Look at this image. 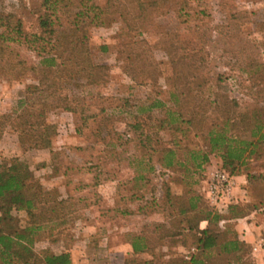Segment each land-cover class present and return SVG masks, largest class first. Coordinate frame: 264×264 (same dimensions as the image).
<instances>
[{"label": "rangeland", "instance_id": "1", "mask_svg": "<svg viewBox=\"0 0 264 264\" xmlns=\"http://www.w3.org/2000/svg\"><path fill=\"white\" fill-rule=\"evenodd\" d=\"M41 4L0 0V13L19 18L26 32H38L45 12ZM61 5L52 15L55 37L86 39L89 67H77L65 51L67 66L50 71L38 66L13 80L0 79V164L17 157L42 190L74 203L70 213L34 223L39 229L31 249L40 257L68 253L71 264L132 259L184 264L195 253L194 237L182 231L187 223L178 211L191 193L201 196L199 207L219 210L206 191L212 173L222 170L218 154L211 153L194 172L187 151L204 149L209 124L223 125L228 111L237 120L240 113L258 110L264 130V0H69ZM99 11L101 24L91 22ZM26 57L37 62L32 52ZM38 111H43L39 117ZM171 114L178 116L175 122ZM24 118L27 124L20 125ZM188 118L192 124L179 122ZM29 124L55 125L49 148L26 146L27 136L19 141L18 128ZM226 134L251 139L240 120ZM166 148L184 165L161 170L157 160ZM260 152L259 158L245 160L246 170L239 174L254 177L244 183L243 211L255 205L264 213ZM38 205L35 214L42 202ZM227 206L219 211L225 213ZM11 214L20 227L32 224L23 210ZM135 236L145 238L149 252L132 253ZM252 246L243 250L249 264H254L249 252L264 256Z\"/></svg>", "mask_w": 264, "mask_h": 264}, {"label": "trees", "instance_id": "2", "mask_svg": "<svg viewBox=\"0 0 264 264\" xmlns=\"http://www.w3.org/2000/svg\"><path fill=\"white\" fill-rule=\"evenodd\" d=\"M66 1L69 0H42L41 5L45 7V12L38 20L39 31L33 33L24 31L21 20L15 18L13 14L0 13L1 80H13L28 72H35L38 70V66L44 67L48 71L67 66L65 59H62V54L65 51L71 54L70 59L77 67L81 66L82 70L89 67L86 56V39H74L72 35L62 39L55 37L56 20H53L52 15L57 11V6L62 7L60 4L66 3ZM140 6L143 7L145 4H140ZM88 10H79L74 15L77 17L86 14ZM100 14V11L94 13L91 22L97 21L96 23L101 24V21L98 22ZM76 26L77 24L73 23V27L77 28ZM26 52H32L37 62L28 60ZM58 60L61 61L58 62ZM25 103L24 99L19 101L21 105ZM232 105L235 106L236 103L232 102ZM41 106L44 107L45 103ZM62 108L69 112L73 111L69 104H64ZM42 112L38 111L37 116L39 117ZM256 112L258 110H254L252 114L240 113L237 119L242 121L243 125L248 126L251 139L226 134L230 124L232 125L234 121L237 122L229 116V111L224 118L223 125L217 126L216 123L211 122L203 135L205 148L198 150L189 148L187 151L188 161L191 162L194 172L199 171L203 164L208 162L211 153L218 154L222 170L231 176L239 175L246 170L245 160L250 156L255 155L259 158L262 154L260 151L264 150V130ZM177 117L171 114L169 119L175 122ZM26 122L27 119L24 118L20 125L27 124ZM179 122L190 125L192 119H181ZM28 127L34 131L38 130V133H31L29 128L25 127L18 128L19 130L16 128L21 143L25 142L22 136H27L29 142L26 146L28 147L38 149L50 147L51 138L56 135L54 124H44L36 128H32V124H29ZM161 151V157L157 160L161 170H171L176 166L184 165L185 162H179L176 158L174 149L166 148ZM252 178H254L252 175L245 174L246 186ZM246 186L244 187L245 192ZM245 192L243 193L244 199ZM71 201L70 197L52 198L49 191L42 190L41 185L34 179L29 166L17 157L10 159L6 164H0V264H71L68 253L45 254L40 257L36 256L31 249L33 235L39 229L34 226V223L39 219H56L70 213L74 210V203ZM200 201L199 194L191 193L187 199V206H181L178 211V214H184L187 223L182 231H186L194 237L195 253H192L184 264H249L243 256L246 245L239 240L231 223H227L225 220L239 217L250 210L257 209V206L254 205L247 211H243L240 202L229 203L226 212L223 213L214 208L199 207ZM39 202H42L39 207L40 212L35 214L34 209L38 208ZM19 210H23L29 216L32 223L30 226H19L17 218L11 214L12 211ZM201 221L207 223L203 229L199 228ZM221 223H225L223 228H221ZM130 246L133 254L150 250L142 236L133 237ZM123 264H153V261L132 259Z\"/></svg>", "mask_w": 264, "mask_h": 264}, {"label": "crops", "instance_id": "3", "mask_svg": "<svg viewBox=\"0 0 264 264\" xmlns=\"http://www.w3.org/2000/svg\"><path fill=\"white\" fill-rule=\"evenodd\" d=\"M234 178V187L232 189L231 197L228 203H243V193L245 178L242 175H236ZM246 198V197H245ZM228 205V204H227ZM227 223H231L233 231L236 233L239 240H241L248 250L257 241L258 237L264 234V213L259 210H250L239 217H233L229 220H225ZM207 225L206 221L199 223V228L203 229ZM251 259L254 264H264V256L260 253H250Z\"/></svg>", "mask_w": 264, "mask_h": 264}, {"label": "built area", "instance_id": "4", "mask_svg": "<svg viewBox=\"0 0 264 264\" xmlns=\"http://www.w3.org/2000/svg\"><path fill=\"white\" fill-rule=\"evenodd\" d=\"M234 187L233 178L222 170H216L212 173L207 186V198L209 202L219 210L225 209L230 200L232 189ZM252 250L264 254V235L260 236Z\"/></svg>", "mask_w": 264, "mask_h": 264}]
</instances>
